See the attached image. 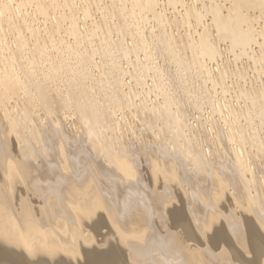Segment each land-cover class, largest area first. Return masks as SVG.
Returning a JSON list of instances; mask_svg holds the SVG:
<instances>
[{"label":"bare ground","instance_id":"6f19581e","mask_svg":"<svg viewBox=\"0 0 264 264\" xmlns=\"http://www.w3.org/2000/svg\"><path fill=\"white\" fill-rule=\"evenodd\" d=\"M119 246L264 264V0H0V264Z\"/></svg>","mask_w":264,"mask_h":264},{"label":"rangeland","instance_id":"374dc122","mask_svg":"<svg viewBox=\"0 0 264 264\" xmlns=\"http://www.w3.org/2000/svg\"><path fill=\"white\" fill-rule=\"evenodd\" d=\"M38 25H40V23H38ZM35 210L37 211V208H35ZM103 223H104L103 226L95 229L92 232L93 239L95 240L97 245L102 244L107 239H108V241H110V240H114V239L117 240V238H118L116 235V232L112 229V227L108 223H106L105 221ZM119 248H120V250H119L120 252L117 253V255H118L117 259H116L117 262H115V264H128L129 262H128V256H126L127 255L126 249L124 247H120V246H119ZM79 259L80 258H77L76 261H79ZM23 260L26 261V259H24V258H23ZM73 263H75V262L73 261Z\"/></svg>","mask_w":264,"mask_h":264}]
</instances>
